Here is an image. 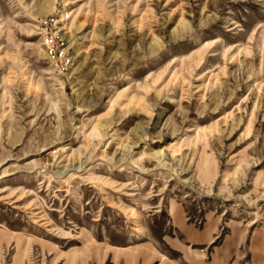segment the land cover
<instances>
[{
    "label": "rangeland",
    "instance_id": "rangeland-1",
    "mask_svg": "<svg viewBox=\"0 0 264 264\" xmlns=\"http://www.w3.org/2000/svg\"><path fill=\"white\" fill-rule=\"evenodd\" d=\"M0 264H264V0H0Z\"/></svg>",
    "mask_w": 264,
    "mask_h": 264
}]
</instances>
